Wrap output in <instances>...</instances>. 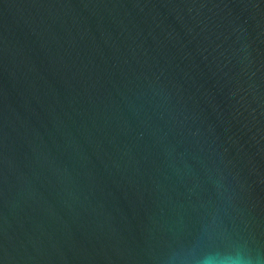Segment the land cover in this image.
<instances>
[{
  "label": "water",
  "instance_id": "95a60500",
  "mask_svg": "<svg viewBox=\"0 0 264 264\" xmlns=\"http://www.w3.org/2000/svg\"><path fill=\"white\" fill-rule=\"evenodd\" d=\"M264 264V0H0V264Z\"/></svg>",
  "mask_w": 264,
  "mask_h": 264
},
{
  "label": "clouds",
  "instance_id": "9594fccd",
  "mask_svg": "<svg viewBox=\"0 0 264 264\" xmlns=\"http://www.w3.org/2000/svg\"><path fill=\"white\" fill-rule=\"evenodd\" d=\"M173 264H261V261L241 245L230 249H201L194 244L177 254Z\"/></svg>",
  "mask_w": 264,
  "mask_h": 264
}]
</instances>
